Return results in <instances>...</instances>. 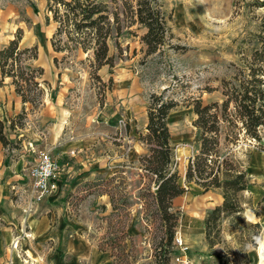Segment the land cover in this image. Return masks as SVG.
Returning <instances> with one entry per match:
<instances>
[{
  "label": "rangeland",
  "instance_id": "obj_1",
  "mask_svg": "<svg viewBox=\"0 0 264 264\" xmlns=\"http://www.w3.org/2000/svg\"><path fill=\"white\" fill-rule=\"evenodd\" d=\"M156 1L166 20L168 39L160 53L146 55L141 41L146 29L131 14L138 0H107L119 12L121 33L116 37L118 46L115 40L108 42L115 66L112 71L107 66L98 71L102 85L91 78L86 55L73 53L61 60L63 54L53 53L50 39L56 25L46 22V15L51 17L46 0H0V17L4 8L8 15L0 46L14 39L20 28V46L38 47L35 64L43 68L45 81L38 108L28 105L20 119L0 117L5 121V135L15 144L5 149L2 162L8 167L0 178L11 171L8 202L17 221L9 220L10 245L22 263L28 257L21 240L36 248L39 264H54L57 258L64 264H83L66 250L68 239L81 235L93 250L106 253L110 264H159L153 245L161 234L151 198L155 187L139 159L148 154L142 136L149 97L164 93L178 103L167 124L174 146L173 168L179 184L187 189L172 202L182 217L166 264H217V257L224 253L230 264H244L241 241L248 244L246 264H264V253L250 243L255 229L244 227L258 222L257 236H264V129L260 142L241 136L236 145H230L221 135V155L230 150L250 183L243 193L245 224L233 229L235 220L226 219L221 245L210 248L203 233V218L222 202L221 194L203 193L193 182H185L188 160L198 150L190 104L195 99L204 105L222 102L221 80L250 61L251 40L264 22V7L254 3L264 0ZM30 3L35 4L36 13ZM11 119L16 121L15 131L8 128ZM121 121L124 126L120 127ZM43 151H49L63 170V187L29 204L28 170ZM26 215L31 217L27 220ZM32 216L39 223L37 234L31 230ZM0 223L8 224V219L0 216Z\"/></svg>",
  "mask_w": 264,
  "mask_h": 264
},
{
  "label": "trees",
  "instance_id": "obj_2",
  "mask_svg": "<svg viewBox=\"0 0 264 264\" xmlns=\"http://www.w3.org/2000/svg\"><path fill=\"white\" fill-rule=\"evenodd\" d=\"M254 5L264 7V1H256ZM30 6L36 13L35 4L30 3ZM46 12L51 14V17L46 15V22L52 20L56 25L50 39L53 53L63 54L61 60L73 53L86 55L91 78L104 85L97 73L105 66L109 71L115 66L108 42L115 40L118 46L116 37L121 33L119 12L112 10L107 0H46ZM131 14L146 29L141 37L146 55L160 53L168 39L161 6L156 0H138ZM20 33L21 29H18L16 37L0 49V86L8 78L21 103L36 109L44 96V72L35 64L39 56L37 45L21 47ZM256 36L251 40L250 61L245 59L246 62L236 68L233 76L221 80L222 102L204 105L201 99H195L190 104L195 116L192 124L197 130L198 150L188 160L185 182H193L203 193L214 191L222 196V202L208 209L203 218V233L210 248L224 243L223 222L226 219L235 220L233 229L240 223L245 224L241 215L243 193L250 185L247 171L231 156L230 150L221 155L220 145L223 133L225 144L236 145L241 136L250 142L261 141L260 132L264 129V22ZM52 61L58 67L57 56ZM177 106L178 103L164 93L150 95L146 134L142 136L148 146V154L139 159L155 187L151 198L154 221L161 234L153 245L154 258L159 264H166L169 260L175 230L182 217L180 211L173 209V199L187 192L179 184V176L173 168L174 146L167 124L169 113ZM24 114L23 108L15 117L20 119ZM8 128L15 131L16 121L9 120ZM5 129V121L0 119V143L4 149L15 145L5 135ZM244 227L255 229L254 238L261 228L258 222ZM254 238L250 241L253 247L256 246ZM239 244L242 245V262L246 264L248 244L246 241ZM225 262L230 264L227 253L217 257V264Z\"/></svg>",
  "mask_w": 264,
  "mask_h": 264
},
{
  "label": "crops",
  "instance_id": "obj_3",
  "mask_svg": "<svg viewBox=\"0 0 264 264\" xmlns=\"http://www.w3.org/2000/svg\"><path fill=\"white\" fill-rule=\"evenodd\" d=\"M2 15L0 17V38L1 33L5 32L6 21L4 18L7 15V8H4ZM20 29V28H19ZM5 46L4 44L0 46V49ZM39 58V56H38ZM38 61V60H37ZM29 104L23 105L21 103L20 97L16 95L14 92V87L10 84V80L7 78L4 80L2 85L0 86V117L9 115L10 117L17 115L20 113L24 107L27 110ZM5 149L3 148L2 144L0 143V177L8 166L5 167L2 160L4 157ZM3 169V170H2ZM13 172V171H12ZM12 173H8V176L1 179L0 178V216L8 219V224H1L0 223V264H39L36 258L38 254L35 249L29 245H26V241H20L21 249H24L28 258L26 262L22 263L19 255L17 254V250L14 247H11L10 243L13 241L12 238V221L10 219L17 218L14 217L15 210L11 213L9 207V193L10 187L12 182ZM9 212V213H7ZM31 215L28 217L26 215V219L28 220ZM11 222H10V221ZM30 226L32 232L37 234V231L40 229L38 228V222L35 220V217L32 216L30 219ZM72 238L68 239L66 244V250L68 253L74 258L73 260L78 261V263L82 262L83 264H110L109 257L104 252H99L98 250H93L88 241L82 237L81 235H74L71 236ZM108 259V260H107ZM54 264H64L59 258H57Z\"/></svg>",
  "mask_w": 264,
  "mask_h": 264
},
{
  "label": "built area",
  "instance_id": "obj_4",
  "mask_svg": "<svg viewBox=\"0 0 264 264\" xmlns=\"http://www.w3.org/2000/svg\"><path fill=\"white\" fill-rule=\"evenodd\" d=\"M121 126H124L123 121L120 123ZM62 171L49 151L39 152L27 175L29 182V190L27 192L29 204L58 193L63 187L62 179L64 176L62 175ZM176 241L181 243L179 237H176ZM23 260L26 262L25 258Z\"/></svg>",
  "mask_w": 264,
  "mask_h": 264
},
{
  "label": "clouds",
  "instance_id": "obj_5",
  "mask_svg": "<svg viewBox=\"0 0 264 264\" xmlns=\"http://www.w3.org/2000/svg\"><path fill=\"white\" fill-rule=\"evenodd\" d=\"M254 239L256 240V244L259 251L264 253V236H257Z\"/></svg>",
  "mask_w": 264,
  "mask_h": 264
}]
</instances>
